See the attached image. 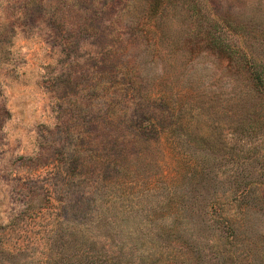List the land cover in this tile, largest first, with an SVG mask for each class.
<instances>
[{
  "label": "rangeland",
  "instance_id": "1",
  "mask_svg": "<svg viewBox=\"0 0 264 264\" xmlns=\"http://www.w3.org/2000/svg\"><path fill=\"white\" fill-rule=\"evenodd\" d=\"M157 1L0 0V264H264V0Z\"/></svg>",
  "mask_w": 264,
  "mask_h": 264
},
{
  "label": "trees",
  "instance_id": "2",
  "mask_svg": "<svg viewBox=\"0 0 264 264\" xmlns=\"http://www.w3.org/2000/svg\"><path fill=\"white\" fill-rule=\"evenodd\" d=\"M148 2L146 3L144 10L149 13L148 16L153 17V16H158L159 12L162 10L163 6L161 7V4H159V2L157 0H147ZM125 7H127L125 5ZM254 72V70H253ZM253 78L256 82V85H258L259 87H263L264 86V75H262L261 73L255 72L253 75ZM136 135H138V133H135ZM122 162V160L120 161ZM118 162V164L120 163ZM122 164V163H121Z\"/></svg>",
  "mask_w": 264,
  "mask_h": 264
}]
</instances>
